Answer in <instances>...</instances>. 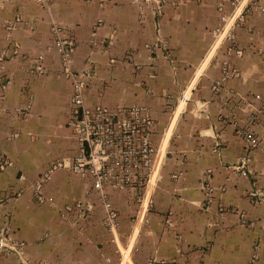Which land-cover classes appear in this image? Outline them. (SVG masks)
Returning a JSON list of instances; mask_svg holds the SVG:
<instances>
[{
    "label": "crops",
    "instance_id": "0c3cea01",
    "mask_svg": "<svg viewBox=\"0 0 264 264\" xmlns=\"http://www.w3.org/2000/svg\"><path fill=\"white\" fill-rule=\"evenodd\" d=\"M153 6L0 0V52L9 38L27 56L0 65V158L11 163L0 169V238L21 244L31 264H264V0H167L155 15ZM53 25L75 41L71 69L90 63L86 106L136 105L154 121L148 183L103 190L118 215L113 234L89 179L68 168L77 152L65 127L72 90ZM28 101L30 115L19 116ZM238 128L260 141L247 176L233 168L245 152ZM45 172L39 204L32 185ZM78 202L88 209L82 220ZM0 264L20 261L3 250Z\"/></svg>",
    "mask_w": 264,
    "mask_h": 264
},
{
    "label": "built area",
    "instance_id": "2783aa9c",
    "mask_svg": "<svg viewBox=\"0 0 264 264\" xmlns=\"http://www.w3.org/2000/svg\"><path fill=\"white\" fill-rule=\"evenodd\" d=\"M37 1L47 4L50 0ZM235 1L237 3L239 0ZM260 10L264 11V7ZM20 22V17L16 16L6 25V29L13 31ZM51 33L53 49L60 61L61 75L70 82L72 90L69 99L70 113L65 127L77 143V152L72 157L68 168L73 174L89 179L91 189L99 194L103 204L105 227L113 234L116 231L118 215L111 203L105 199L103 190L106 187L140 189L148 183L156 155V149L151 141L153 121L144 108L136 105L120 108H109L99 104L92 107L86 106L84 79L92 74V70L88 67L90 63L88 62V66L86 65L81 72H74L70 66L76 49L74 39L69 36L62 37V29L57 25L51 27ZM154 46L155 49H160V41ZM154 46L149 48L150 51H153ZM164 55L169 58L170 53L166 52ZM15 59L25 61L27 56L22 54L18 45L8 38L7 45L0 52V65ZM126 60L130 61V56H127ZM41 61V56L35 60L37 72H42L38 65ZM232 72L230 64L224 62L222 65L224 78L230 77ZM9 83L8 79L3 80L4 85ZM31 110L32 105L28 101L18 109V113L20 116L27 117ZM236 133L245 143V152L233 168L241 176H247L252 162L251 154L259 147L260 141L248 128H238ZM10 165L8 159L0 158V169ZM48 177V173H42L32 185L33 197L39 204L44 203L42 188ZM205 191L206 202L210 203L211 190L206 188ZM249 197L253 203H257L260 195L254 191L249 193ZM75 208L78 219H85L88 209L84 203L78 202ZM3 250L14 252L20 264H31L24 257L23 246L13 243L5 233L0 238V252Z\"/></svg>",
    "mask_w": 264,
    "mask_h": 264
},
{
    "label": "rangeland",
    "instance_id": "374dc122",
    "mask_svg": "<svg viewBox=\"0 0 264 264\" xmlns=\"http://www.w3.org/2000/svg\"><path fill=\"white\" fill-rule=\"evenodd\" d=\"M134 3H147V4H152V5H155V6H153V8H152V12H153V14L155 15L156 13H157V11H159V8L161 7V6H164V4H166L167 3V0H134ZM158 6H159V8H158ZM158 14V13H157ZM156 31H158L159 32V30H158V27H157V30ZM156 35H158V33L156 34ZM142 108H144V107H142ZM146 111H147V113H148V115H149V112H148V110L146 109V108H144ZM17 114L20 116V114L18 113V110H17ZM150 116V115H149ZM150 118H151V116H150ZM152 119V118H151ZM152 121H153V119H152ZM153 129H154V121H153Z\"/></svg>",
    "mask_w": 264,
    "mask_h": 264
}]
</instances>
